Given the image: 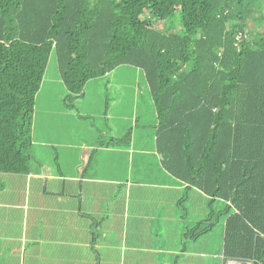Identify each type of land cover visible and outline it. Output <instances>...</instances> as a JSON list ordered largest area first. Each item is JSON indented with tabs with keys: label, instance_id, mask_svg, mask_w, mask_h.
<instances>
[{
	"label": "trees",
	"instance_id": "trees-1",
	"mask_svg": "<svg viewBox=\"0 0 264 264\" xmlns=\"http://www.w3.org/2000/svg\"><path fill=\"white\" fill-rule=\"evenodd\" d=\"M52 53L77 113L90 81L141 70L162 168L233 211L224 259L264 264V0H0V174H30ZM126 131L97 148L129 147ZM200 226L184 229V245Z\"/></svg>",
	"mask_w": 264,
	"mask_h": 264
},
{
	"label": "crops",
	"instance_id": "crops-1",
	"mask_svg": "<svg viewBox=\"0 0 264 264\" xmlns=\"http://www.w3.org/2000/svg\"><path fill=\"white\" fill-rule=\"evenodd\" d=\"M142 76L141 70L122 66L90 81L76 103L78 113L64 106L67 90L61 79L45 76L33 128L36 167L19 178L28 204L32 189L38 197L55 196L57 202L48 211L28 206L22 215L0 202V264H206L203 238L211 236L217 213L206 218L207 196L162 168L155 147L156 110ZM104 95L109 96L105 103ZM145 104L148 112L140 114ZM102 120L110 128L99 130ZM128 129L129 147L97 148L100 135L119 138ZM52 160L58 174L44 168ZM119 191L124 208H130L134 196L136 219L145 226L129 225L127 212L123 225L110 226L113 193ZM185 200L199 206L184 218ZM201 210L199 216L196 211ZM200 223L198 232H207L184 245V229ZM111 249L116 257L109 255Z\"/></svg>",
	"mask_w": 264,
	"mask_h": 264
},
{
	"label": "rangeland",
	"instance_id": "rangeland-1",
	"mask_svg": "<svg viewBox=\"0 0 264 264\" xmlns=\"http://www.w3.org/2000/svg\"><path fill=\"white\" fill-rule=\"evenodd\" d=\"M181 16L179 14L176 15V17L174 19H172L168 24L167 27H170L172 30L171 31H179L180 30V26H179V21H180ZM46 77L48 80H53L54 78L56 79H60L59 74H58V70H57V64H56V55L55 53H52L50 60H49V65H48V70L46 73ZM143 77V76H142ZM143 82H144V88L146 89V82H145V78L143 77ZM109 97L108 95H104L103 97V103H105V98ZM109 106V102L106 103ZM40 109V107H39ZM38 104L36 106V110H38ZM148 109L146 107L145 104V108H142V111H140L141 113H147ZM39 115V113H38ZM97 127L99 128V130H106L108 128H110V125L106 122V120H102L101 122L97 123ZM100 135V134H99ZM96 138H97V133H96ZM101 138L104 140H108L110 139L109 136H105L102 135ZM32 158L30 160V171L36 167V163L34 161V157H35V152H34V147H32V150L30 152ZM44 168L46 171H50L53 170L54 174H58L57 171V166L55 161L52 160L51 162V166L45 164ZM51 172V171H50ZM4 176H8V177H15L13 181H7L4 179ZM23 176H28V175H13V174H0V202H6L8 203L10 206H3V207H10L13 208V210L15 211L16 214H23V212L26 210V208L28 206H30V209L32 210L33 207H42V209L45 211H48L47 208H51L54 204V202H57V199H55V196L51 195V196H37L35 195L33 189L31 192V197H30V203L28 204V197H27V193H26V186L23 183L22 177ZM21 179H20V178ZM34 187V185L32 186V188ZM207 211H206V218H209V215L212 212L217 213V218L219 216V212L221 211L222 215L220 216V219L218 221V219L215 217L213 218V225H214V229L213 232L211 234V236H206V238L203 242L205 243V252L207 253V259H206V264H224V259L222 257L223 251V241H224V226H225V220L227 218V216L233 212V211H227V206L226 204L221 201V200H212L210 198L207 197ZM123 196H122V192H117L116 194L113 193V199H112V205H111V215H110V226H120L123 225V213L127 212V217H129V225L132 224H143L145 226V221H141L139 219H136V217L138 216V213L136 211L135 208V199L134 196L131 197V202H130V208L128 209V206H126L124 208L123 205ZM182 207H183V215H185V213L187 214V212H192L195 213L196 208H198V202H193L192 205L189 206V204L187 203V200L182 201ZM2 207V205H0ZM202 206V205H201ZM186 210V211H185ZM197 214H199V216H202V210L201 211H196ZM214 217V216H213ZM202 218V217H201ZM145 233V232H144ZM189 250L191 249V247H188ZM203 247H200V250H202ZM220 255H219V251ZM210 254L213 255V257L209 256ZM111 257H116V255L114 254L113 249H111L110 254ZM216 255V257H215Z\"/></svg>",
	"mask_w": 264,
	"mask_h": 264
},
{
	"label": "built area",
	"instance_id": "built-area-1",
	"mask_svg": "<svg viewBox=\"0 0 264 264\" xmlns=\"http://www.w3.org/2000/svg\"><path fill=\"white\" fill-rule=\"evenodd\" d=\"M224 264H251V263L239 259H224Z\"/></svg>",
	"mask_w": 264,
	"mask_h": 264
}]
</instances>
